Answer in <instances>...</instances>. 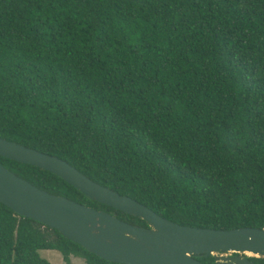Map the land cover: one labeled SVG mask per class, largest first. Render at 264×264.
Segmentation results:
<instances>
[{
    "label": "trees",
    "instance_id": "trees-1",
    "mask_svg": "<svg viewBox=\"0 0 264 264\" xmlns=\"http://www.w3.org/2000/svg\"><path fill=\"white\" fill-rule=\"evenodd\" d=\"M0 138L178 225L264 230V0H0ZM0 164L148 227L48 171ZM43 250L117 264L0 203V264H50Z\"/></svg>",
    "mask_w": 264,
    "mask_h": 264
},
{
    "label": "water",
    "instance_id": "water-1",
    "mask_svg": "<svg viewBox=\"0 0 264 264\" xmlns=\"http://www.w3.org/2000/svg\"><path fill=\"white\" fill-rule=\"evenodd\" d=\"M0 157L48 171L88 199L147 223L148 227L128 224L104 211L49 194L0 164V203L21 217L57 230L103 260L117 264H202L196 257L212 255L216 264H254L249 257L264 258V230H213L178 225L93 182L55 156L2 138Z\"/></svg>",
    "mask_w": 264,
    "mask_h": 264
},
{
    "label": "rangeland",
    "instance_id": "rangeland-1",
    "mask_svg": "<svg viewBox=\"0 0 264 264\" xmlns=\"http://www.w3.org/2000/svg\"><path fill=\"white\" fill-rule=\"evenodd\" d=\"M39 255L41 258L47 260L50 264H65L63 262L61 254L58 251L43 250V251H39ZM70 260H71V264H85L84 260L80 258L71 257Z\"/></svg>",
    "mask_w": 264,
    "mask_h": 264
}]
</instances>
